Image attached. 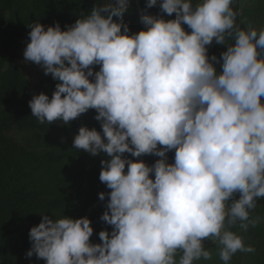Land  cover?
<instances>
[{
    "label": "clouds",
    "instance_id": "clouds-1",
    "mask_svg": "<svg viewBox=\"0 0 264 264\" xmlns=\"http://www.w3.org/2000/svg\"><path fill=\"white\" fill-rule=\"evenodd\" d=\"M233 4L147 0L145 12L158 6L175 19L142 13L146 30L133 35L124 21L131 0L98 3L66 31L59 22L28 25L25 61L58 81L51 99L33 95L32 115L68 125L98 113L102 132L80 127L73 147L106 157L99 179L111 191L99 194L108 198L100 219L113 230L100 231L102 243L93 244L89 218L42 214L26 258L194 264L212 259L205 241L217 245L224 264L255 252L232 229L256 227L250 213L264 199V29L241 28ZM213 42L227 49L219 58L209 56ZM125 153L161 159L148 166Z\"/></svg>",
    "mask_w": 264,
    "mask_h": 264
},
{
    "label": "trees",
    "instance_id": "trees-1",
    "mask_svg": "<svg viewBox=\"0 0 264 264\" xmlns=\"http://www.w3.org/2000/svg\"><path fill=\"white\" fill-rule=\"evenodd\" d=\"M105 2L107 0H0V264H46L35 256L26 258L31 249L30 229L39 225L42 214L53 219L64 215L73 219L89 218L94 229L90 238L93 244L102 243L100 231L111 233L113 230L100 219L108 198L101 201L99 194L111 191L99 179L101 161L106 157L103 153L93 157L73 147V138L80 127L102 132L100 122L95 119L98 113L89 110L68 125L40 124L32 115L29 101L33 95L41 93L51 99L58 81L48 77L31 84L20 65V52L30 42L28 25L38 22L47 29L59 22L61 30L66 31V26L73 25L81 13L88 14L93 6ZM146 4L147 0H131L124 17L130 28L129 35L146 30L141 23L142 13L162 15L166 21L175 19V14L161 13L158 6L145 12ZM233 7L239 12L237 24L241 28L251 24L257 30L264 29V0H234ZM182 27L191 33L187 25ZM208 47L209 56L218 58L227 50L215 42ZM214 66L218 73L222 72L221 64ZM92 67L94 71L100 70L99 65ZM167 156L168 163H174L175 150ZM125 158L143 161L148 166L161 159L154 155L135 158L128 153ZM150 178L154 179V174ZM235 198L238 199L239 194ZM250 215L258 221L256 227H249L247 232L238 226L232 230L242 235L246 245L254 247L255 252H238L229 264H264V199L258 200ZM207 242L211 241L204 243ZM194 264L210 263L196 261Z\"/></svg>",
    "mask_w": 264,
    "mask_h": 264
},
{
    "label": "rangeland",
    "instance_id": "rangeland-1",
    "mask_svg": "<svg viewBox=\"0 0 264 264\" xmlns=\"http://www.w3.org/2000/svg\"><path fill=\"white\" fill-rule=\"evenodd\" d=\"M25 48H26V46L23 47V49L20 52V65H21L25 75L27 76V78L31 82V84H34V83H36L42 79L51 77V75H45L44 74V70L41 66L25 61V58L23 55ZM205 247L212 254V259L208 260L207 261L208 263H210V264H222L223 263V261L219 258V254H218L219 250H218V247L215 243H213L212 241L207 242V243H205ZM214 247H216V250L213 249ZM204 261L205 260L201 259L199 262H204Z\"/></svg>",
    "mask_w": 264,
    "mask_h": 264
}]
</instances>
